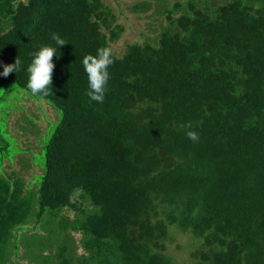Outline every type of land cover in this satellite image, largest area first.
I'll return each mask as SVG.
<instances>
[{"label":"trees","instance_id":"obj_1","mask_svg":"<svg viewBox=\"0 0 264 264\" xmlns=\"http://www.w3.org/2000/svg\"><path fill=\"white\" fill-rule=\"evenodd\" d=\"M158 1L155 36L120 54L104 0H0V72L23 65L0 90L58 115L39 153L0 129V264H264V0ZM53 34L41 98L25 69ZM101 47L114 62L96 102L82 60ZM15 155L22 170H2Z\"/></svg>","mask_w":264,"mask_h":264},{"label":"rangeland","instance_id":"obj_2","mask_svg":"<svg viewBox=\"0 0 264 264\" xmlns=\"http://www.w3.org/2000/svg\"><path fill=\"white\" fill-rule=\"evenodd\" d=\"M104 2L113 9L114 15L117 18V24L122 25L125 28V31L121 37V39L113 44L114 51L123 54L127 48V46L131 43L136 41L143 42L146 37H154L155 32L152 31L151 25H156L155 21L156 18L152 17L151 19L146 18L147 15H151L152 13L157 12V4H159L158 0H104ZM151 10L148 13H142L140 15L134 13L132 7L134 5L142 4V3H149ZM153 22V23H151ZM154 28V27H153ZM13 91V94L11 95ZM20 89L14 87L13 89L7 91V96L4 94V90H0V97L4 96V100H2L0 104V129L1 134L6 136L7 130V121L9 119V126L8 131L14 134L16 140L18 141V145H15V141L12 139V147H20L22 151L25 152L27 146L33 151L40 152L39 139L45 137L48 129L51 127V123H55L57 121V112L46 103H43V107L38 104V101L32 98L29 94L25 92L21 94L20 97ZM18 102L19 107H15L14 109L10 110L12 104ZM28 118L33 123L32 126H29L22 118ZM28 127V129L25 128ZM10 134L7 133V140L9 141ZM18 146V147H17ZM17 155L14 156L13 161L6 160L3 164L2 170H6L7 172L16 170L20 172L23 168V164L16 159ZM25 157L29 159H33L31 154H25ZM42 169L39 167H34L28 171V183L30 180L33 179V175L35 173H41ZM69 213V215H72ZM76 243L79 244L81 239V235L75 233ZM82 249L79 248V251ZM175 253L179 258L183 260L184 256L190 257L188 252L183 250H179L178 248H174ZM21 255L20 261L26 262L27 257ZM22 262V263H23ZM36 264V263H35Z\"/></svg>","mask_w":264,"mask_h":264},{"label":"clouds","instance_id":"obj_3","mask_svg":"<svg viewBox=\"0 0 264 264\" xmlns=\"http://www.w3.org/2000/svg\"><path fill=\"white\" fill-rule=\"evenodd\" d=\"M52 40L55 42V46H41L31 54V60L25 69L28 76L26 88L32 94H39L41 98L49 95V86L52 88V73L55 67L53 57H57V48L60 50L65 45V41L56 34L52 35ZM113 62L112 52L108 47L98 48L95 56H84L82 65L83 71L87 75L88 90L86 94L90 100L103 102L106 85L110 78L108 69ZM22 68L21 61L16 57L13 64L3 65V71L0 72V76L6 78L13 71L17 74ZM4 94L7 95V90H4ZM187 136L192 141L198 139V134L194 131H189Z\"/></svg>","mask_w":264,"mask_h":264}]
</instances>
